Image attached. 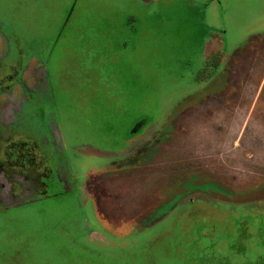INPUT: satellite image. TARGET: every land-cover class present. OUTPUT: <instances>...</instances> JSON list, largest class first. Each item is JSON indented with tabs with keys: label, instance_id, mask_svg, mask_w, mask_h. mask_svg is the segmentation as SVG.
<instances>
[{
	"label": "rangeland",
	"instance_id": "rangeland-1",
	"mask_svg": "<svg viewBox=\"0 0 264 264\" xmlns=\"http://www.w3.org/2000/svg\"><path fill=\"white\" fill-rule=\"evenodd\" d=\"M3 92L0 264H264V0H0Z\"/></svg>",
	"mask_w": 264,
	"mask_h": 264
},
{
	"label": "crops",
	"instance_id": "crops-1",
	"mask_svg": "<svg viewBox=\"0 0 264 264\" xmlns=\"http://www.w3.org/2000/svg\"><path fill=\"white\" fill-rule=\"evenodd\" d=\"M3 94L5 95V98L0 100V188L1 187L4 189L7 188L9 191L0 190V203L6 204L13 200V196H11L12 195L11 193L13 190L12 183L10 182L7 176V173H6L7 168L9 165H11L12 161L10 162L6 158L8 155H10L11 157L14 156L16 159H18V162L16 163V165H20L21 160L19 158L24 156V154L23 152L22 153L18 152L15 154H12L11 152H9L11 151V145L18 144V146L19 145L22 146L20 147V149L23 150V145H28L30 141H29V137L24 134L14 133L13 131L9 132L10 128L19 122V114L21 113V107H20L21 101L12 100V98H15V97L8 96L7 93L3 92ZM55 137H56V142H58L56 135ZM22 160H25V159L22 158ZM36 182L37 180H35V183ZM28 187L30 189H35L30 183L28 184ZM147 216L148 215L144 214V216L142 215L139 217H133V218L128 217V218L134 221L135 220L145 221V220L150 219L149 217L147 218ZM119 220H121V218H119Z\"/></svg>",
	"mask_w": 264,
	"mask_h": 264
},
{
	"label": "flooded vegetation",
	"instance_id": "flooded-vegetation-1",
	"mask_svg": "<svg viewBox=\"0 0 264 264\" xmlns=\"http://www.w3.org/2000/svg\"><path fill=\"white\" fill-rule=\"evenodd\" d=\"M20 83H21V81H20ZM24 87V86H23ZM12 88V87H11ZM38 88H39V82L38 81H36L35 82V86H34V88H30V89H28V88H26V87H24V91L25 90H28V91H30V90H32L33 91V89L36 91V90H38ZM18 94V93H17ZM22 100V97H21V95H20V98H19V101H21ZM7 160H9L10 162L11 161H16V158L14 157V156H10V155H8L7 156V158H6ZM16 164H14V165H9L8 166V168H7V176H8V178H9V180H10V182L12 183V188H13V190H12V193L13 192H15L16 190H15V183H19L20 184V187H25V189H27L28 188V185H26V184H23V183H20V178H17V174L16 173H14L13 171H11L14 167L16 168ZM24 167L23 169H25V170H27L28 172L30 171V172H32L31 171V169H29L28 170V167H26V166H24V165H18V167ZM29 172V173H30ZM25 176V182H27L28 184L30 183V184H32V186L35 188V186H36V184H37V182L35 183L32 179H33V176H28V175H24ZM29 190H31L30 188H29ZM16 192H22V194H23V191H16ZM12 196V195H11Z\"/></svg>",
	"mask_w": 264,
	"mask_h": 264
}]
</instances>
